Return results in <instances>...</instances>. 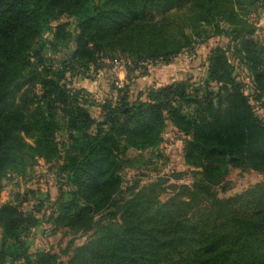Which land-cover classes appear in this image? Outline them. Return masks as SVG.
I'll return each mask as SVG.
<instances>
[{"label": "trees", "instance_id": "trees-1", "mask_svg": "<svg viewBox=\"0 0 264 264\" xmlns=\"http://www.w3.org/2000/svg\"><path fill=\"white\" fill-rule=\"evenodd\" d=\"M186 1L0 0V179L27 156L47 162L57 158L58 111L76 144L59 166L67 184L47 218L53 234L96 228L95 218L115 207L123 183V145L125 150L157 148L168 124L186 137V164L201 176L162 202L153 187L134 193L118 209L123 230L108 228L79 247L68 264H264V184L226 199L214 190L230 168L264 172V122L253 105L264 103L263 47L239 42L252 94L234 77L227 51L218 48L200 83L176 81L148 89L133 102L120 91L114 104L101 107L99 119L88 109V93L70 88V66L58 72L43 56L46 35L54 30L55 37L71 34L80 67L124 40L137 49L130 50L147 55L143 62L169 60L170 52L156 56L149 52L152 45L144 46L160 30H146L140 20L149 11L182 8ZM200 1L208 0H190ZM230 1L241 5L245 0ZM64 19L72 24L53 27ZM182 45L177 52L188 47ZM31 136L33 144H28ZM34 214L13 204L0 207V264L22 259L26 235L40 226ZM24 264H60V255L44 249Z\"/></svg>", "mask_w": 264, "mask_h": 264}, {"label": "rangeland", "instance_id": "rangeland-1", "mask_svg": "<svg viewBox=\"0 0 264 264\" xmlns=\"http://www.w3.org/2000/svg\"><path fill=\"white\" fill-rule=\"evenodd\" d=\"M191 3L187 0L184 7H175L166 14L149 11L140 20L146 30H160V34L154 39L146 38L144 46L152 45L149 52L156 56L170 52L169 60L143 62V58H148L147 55L130 50L134 48L129 47L124 40L114 41V44L120 46L113 44L100 54L96 62L88 67H80L81 63L71 51V34L66 31L55 37L54 30H49L46 35L49 44L43 50L44 59L58 72L70 66L72 73L66 74L70 88L84 89L88 93V109L97 119L101 116V107L108 103L114 104L120 91L133 102L148 89L170 85L176 81L200 83L206 79L211 57L218 48L227 51L228 60L235 68L234 77L238 76V81L252 94L249 74L238 51L239 42L242 39L252 40L263 47L259 62L264 66V0H245L241 5L230 0ZM204 17L206 21L203 20ZM64 22L72 24L64 19L55 21L53 27ZM235 27L237 28L234 29ZM182 32L186 38L182 37ZM60 38L65 39L60 41ZM180 44L188 47L177 52ZM213 89L217 90V87L214 85ZM263 104L253 102L259 118L264 122ZM56 120L59 126L56 134L57 158L47 162L43 158L32 159L27 156L12 164L0 179V207L13 204L26 211H33L40 220V226L26 235V246L20 250L22 259L14 264H24L28 258L44 249L54 250L60 255V264H68L79 247L106 234L108 228L115 232L123 230L118 209L131 200L134 193L153 187L158 201L162 202L176 194L182 186H191L201 177L198 169L186 164V137L168 124L163 133V141L157 148L146 151L133 148L125 150L123 145L120 153L123 183L115 196V207L103 211L95 218L98 224L96 228L90 231L65 230L53 234L47 218L55 209L54 201L59 192L64 191L67 184L59 166L76 147L69 140L61 111L57 112ZM33 138L31 136L26 139L28 144H33ZM258 184H264V172L230 168L224 181L214 187V190L218 198L226 199L243 194ZM108 212L114 216H108ZM11 259H8L7 264H10Z\"/></svg>", "mask_w": 264, "mask_h": 264}, {"label": "built area", "instance_id": "built-area-1", "mask_svg": "<svg viewBox=\"0 0 264 264\" xmlns=\"http://www.w3.org/2000/svg\"><path fill=\"white\" fill-rule=\"evenodd\" d=\"M115 63L117 64V63H118V61L116 60V61H115ZM118 83H119V82H117V84H118Z\"/></svg>", "mask_w": 264, "mask_h": 264}, {"label": "crops", "instance_id": "crops-1", "mask_svg": "<svg viewBox=\"0 0 264 264\" xmlns=\"http://www.w3.org/2000/svg\"><path fill=\"white\" fill-rule=\"evenodd\" d=\"M158 88V87H157Z\"/></svg>", "mask_w": 264, "mask_h": 264}]
</instances>
